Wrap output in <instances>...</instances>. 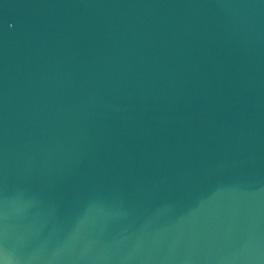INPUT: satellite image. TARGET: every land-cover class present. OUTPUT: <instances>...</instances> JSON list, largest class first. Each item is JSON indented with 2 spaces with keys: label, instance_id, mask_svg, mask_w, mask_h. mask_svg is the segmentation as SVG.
Segmentation results:
<instances>
[{
  "label": "water",
  "instance_id": "water-1",
  "mask_svg": "<svg viewBox=\"0 0 264 264\" xmlns=\"http://www.w3.org/2000/svg\"><path fill=\"white\" fill-rule=\"evenodd\" d=\"M0 264H264V0H0Z\"/></svg>",
  "mask_w": 264,
  "mask_h": 264
}]
</instances>
